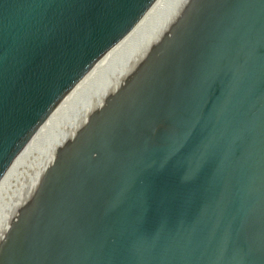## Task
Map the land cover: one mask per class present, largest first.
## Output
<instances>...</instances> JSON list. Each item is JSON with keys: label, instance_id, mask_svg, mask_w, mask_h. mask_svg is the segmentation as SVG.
I'll list each match as a JSON object with an SVG mask.
<instances>
[{"label": "water", "instance_id": "obj_1", "mask_svg": "<svg viewBox=\"0 0 264 264\" xmlns=\"http://www.w3.org/2000/svg\"><path fill=\"white\" fill-rule=\"evenodd\" d=\"M0 264H264V0H0Z\"/></svg>", "mask_w": 264, "mask_h": 264}]
</instances>
